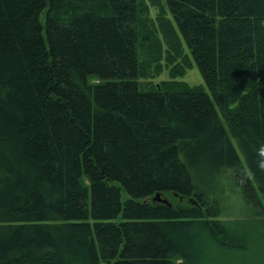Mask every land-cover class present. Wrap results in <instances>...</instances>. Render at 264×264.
Masks as SVG:
<instances>
[{
	"label": "trees",
	"instance_id": "16d2710c",
	"mask_svg": "<svg viewBox=\"0 0 264 264\" xmlns=\"http://www.w3.org/2000/svg\"><path fill=\"white\" fill-rule=\"evenodd\" d=\"M235 204L264 224V0H0V264H243Z\"/></svg>",
	"mask_w": 264,
	"mask_h": 264
},
{
	"label": "rangeland",
	"instance_id": "374dc122",
	"mask_svg": "<svg viewBox=\"0 0 264 264\" xmlns=\"http://www.w3.org/2000/svg\"><path fill=\"white\" fill-rule=\"evenodd\" d=\"M154 9L155 8H151L150 15L145 18L142 17L140 22L141 30L144 34H148L149 36L148 39H143L147 42L142 45V49L138 55L142 73L140 81L144 88L160 87L161 83L169 80L170 72L177 62L175 60L168 59L167 56V46L173 41V38L171 36V28L166 26L165 14L161 13V18L157 21V13L159 10ZM150 19L153 21L152 24ZM150 28H153L154 30L156 28L159 31L158 38L160 43L158 45L155 44L158 42L157 37L151 35ZM180 79L192 86L204 83L202 74L196 66L186 69L185 74L180 77ZM128 197V194L124 193L123 200ZM238 208L241 212H238ZM230 215L232 217H228L229 220L234 217L246 224H259L254 222L248 215V212L241 209L239 204H235L230 211ZM235 224L237 225V223ZM252 231L254 235L250 237L251 246L247 249L245 262L243 264H264V224L257 225Z\"/></svg>",
	"mask_w": 264,
	"mask_h": 264
},
{
	"label": "water",
	"instance_id": "95a60500",
	"mask_svg": "<svg viewBox=\"0 0 264 264\" xmlns=\"http://www.w3.org/2000/svg\"><path fill=\"white\" fill-rule=\"evenodd\" d=\"M154 201H158V202H162V203L168 204V201L165 200V199H162L160 194L156 195V197L154 198Z\"/></svg>",
	"mask_w": 264,
	"mask_h": 264
}]
</instances>
